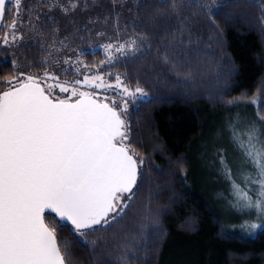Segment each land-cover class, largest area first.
Instances as JSON below:
<instances>
[{"label":"trees","instance_id":"1","mask_svg":"<svg viewBox=\"0 0 264 264\" xmlns=\"http://www.w3.org/2000/svg\"><path fill=\"white\" fill-rule=\"evenodd\" d=\"M46 2L23 0L25 18L35 5L34 12L52 19L44 27L21 29L23 40L15 45L0 46V81L29 73L42 77L41 61L46 58L52 68V52L63 50L54 14L59 10L48 12L42 7ZM129 2L133 22L123 31L140 39L136 52L127 55L113 46V60L106 63L105 50L86 49L85 31L92 25L77 48L64 51L72 61L85 50L77 55L85 66L119 75L128 87L148 94L130 100L122 115L128 125L125 144L143 162L137 184L124 194L121 216L85 230L83 237L51 213H45V223L69 246V264H264V227L237 228L220 199V177L209 153L226 130L264 133V7L257 0H195L202 8L189 0H175V8L173 0ZM14 8L15 0L6 3L5 25ZM77 60L63 76L73 78ZM257 98L259 103H252Z\"/></svg>","mask_w":264,"mask_h":264},{"label":"snow or ice","instance_id":"2","mask_svg":"<svg viewBox=\"0 0 264 264\" xmlns=\"http://www.w3.org/2000/svg\"><path fill=\"white\" fill-rule=\"evenodd\" d=\"M11 2L0 0V30L7 28L0 35L3 47L22 41L21 29L44 27L45 20L52 19L47 13L42 18L34 12L35 5L27 9L25 18L23 0H15L12 22L5 25L6 3ZM189 2L203 7L195 0ZM77 6V0H47L42 5L48 12L59 9L65 15ZM172 7H176L175 0ZM135 43L131 41L129 48ZM104 47L106 63H111L113 45ZM124 48L122 44L116 50L123 53ZM85 54V50L78 53ZM167 59L165 53V62ZM11 63L15 68L16 61ZM76 63L78 71L81 62ZM38 66L44 70L42 77L29 73L23 79L0 81V87L7 85L0 92V264H69V246L58 241L56 230L45 223L46 210L65 224L70 223L69 231L77 238L94 226L109 225L127 207L124 194L132 193L139 175L138 164L143 163L125 144L128 125L122 113L127 112L128 103L123 102L117 110L115 101L110 105L76 86L83 83L97 89L115 87L121 89L123 97L133 100L137 94L141 99L147 97L143 88L130 91L119 75L115 85L99 75H85L83 82L77 79L70 88L69 81H61L49 71L46 58ZM55 89L70 94L60 98L53 95ZM252 103H259V98ZM254 138L253 128L246 141L238 140L259 178L245 177L243 187L232 182L236 206L254 210L261 221L245 222L244 226L252 230L264 227V144L257 148ZM228 178L231 180L230 172ZM249 184L258 185L255 196ZM52 219L55 222V217Z\"/></svg>","mask_w":264,"mask_h":264},{"label":"rangeland","instance_id":"3","mask_svg":"<svg viewBox=\"0 0 264 264\" xmlns=\"http://www.w3.org/2000/svg\"><path fill=\"white\" fill-rule=\"evenodd\" d=\"M133 1V0H132ZM261 2L264 7V0H257ZM63 2H66L63 1ZM77 8L74 11L69 12L67 15L59 11L54 12L59 27V36L61 38V46L63 50L55 51L53 53L52 60H54V64L52 68H49V71L57 76L61 81L67 80L69 81V87H72V82L79 79L83 82L85 75L92 77L99 75L103 78L106 83L115 85L116 76L110 73L105 74L103 70L96 71L94 69H90L82 63L79 66V70L77 71V63H75L76 67L74 69V76L72 79L70 77H65L62 73H65L67 70L72 69L71 62L73 60H79L77 56L78 53L73 54L70 57H66L67 50L71 48H77L78 44L85 39L81 37L83 30H88V25H92V29L87 32L85 36L88 40V46L86 49L94 50V49H102L105 50V45L108 42H112L114 48H117L120 41H125L126 48L124 53L127 55L133 54L139 48V38H136L134 35L127 34L124 30L125 24L130 25L132 21V17L129 14V10L131 6V2L129 0H77ZM53 14V12H52ZM99 16H105V21L100 22L96 19ZM96 17V18H95ZM22 31V30H21ZM108 39H115L108 40ZM135 40V45H132L129 48V44L131 41ZM66 41V43H65ZM64 46L66 47V52L64 51ZM112 50H110L111 52ZM105 52V51H104ZM76 55V56H74ZM59 60V61H58ZM69 61L68 64H65L64 61ZM77 60V61H78ZM61 66L60 72L58 71V66ZM71 65V66H70ZM66 70V71H65ZM44 73L42 74V76ZM122 81V80H121ZM53 82V81H49ZM43 84V83H42ZM123 86H127L122 82ZM79 91H85L90 94H93L98 100H104V102L112 104L115 101V106L117 110L120 109L123 102L128 103L133 100L130 97H123L121 89H117L115 87L110 89L105 88H94L83 85L76 86ZM128 87V86H127ZM130 91H135L136 88L128 87ZM70 93H60L58 89H55L53 95L59 96L60 98H66ZM76 98L73 97V100ZM144 99V98H143ZM135 100H142L137 94ZM128 110V109H127ZM125 116V112L122 113ZM247 132L242 133H233V131H224V134H220L217 137L218 143L214 145V147H209V153L213 154V160L211 161L212 169H215V173L219 175L221 184L219 185V194L222 204L224 205V209L231 219L235 222L238 221V229L248 231L250 228L245 227V222H251L252 219L254 222H261L257 219L256 213L254 210H241L235 204V196L233 194L232 182L240 184L241 187L245 184V177H252L258 179L257 170L250 162L249 158L244 154V150L239 146V140H247ZM239 138V140H238ZM253 143L256 144L257 148H259L262 144H264V133L260 131H255V138ZM223 161V163H222ZM218 166V171L216 172V167ZM231 174V180L228 178V173ZM249 188L251 189V194L255 196V190L258 188L256 184H249ZM251 220V221H250ZM83 262L86 263V259L83 258Z\"/></svg>","mask_w":264,"mask_h":264},{"label":"water","instance_id":"4","mask_svg":"<svg viewBox=\"0 0 264 264\" xmlns=\"http://www.w3.org/2000/svg\"><path fill=\"white\" fill-rule=\"evenodd\" d=\"M134 189V188H133ZM45 213H51V214H53V215H55L56 216V214L55 213H52V212H50V210H46V212ZM58 220H59V217H56ZM61 222H63V221H61ZM65 223V222H64ZM68 224H70V223H68Z\"/></svg>","mask_w":264,"mask_h":264}]
</instances>
